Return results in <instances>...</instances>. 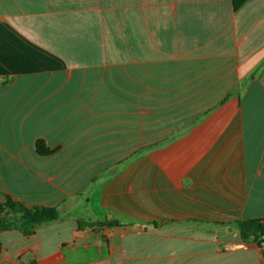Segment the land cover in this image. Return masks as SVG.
<instances>
[{"label": "crops", "instance_id": "crops-1", "mask_svg": "<svg viewBox=\"0 0 264 264\" xmlns=\"http://www.w3.org/2000/svg\"><path fill=\"white\" fill-rule=\"evenodd\" d=\"M234 1L0 0V203L61 210L0 264H264V0ZM145 97L187 122L103 179Z\"/></svg>", "mask_w": 264, "mask_h": 264}, {"label": "rangeland", "instance_id": "rangeland-1", "mask_svg": "<svg viewBox=\"0 0 264 264\" xmlns=\"http://www.w3.org/2000/svg\"><path fill=\"white\" fill-rule=\"evenodd\" d=\"M155 99H159V98H155ZM134 100H136V98H134ZM143 102H144V104H143L144 108H146L144 110L145 112H142L143 109H141L142 108L141 106L140 107L134 106L133 111H130V113H129V121H130L129 124H130V126L134 127L133 130H130V133L132 131L133 134L132 135L130 134V136H129V144L128 145L117 144V145L111 146L113 156H117L118 159L111 161L113 165L108 167L102 173L103 179H109L110 177L117 175L127 163L136 159L137 151L139 149L144 148V151L149 152L152 149H154L155 147H157V146L152 145L154 116H156L157 119L160 117H165L166 122H168V121L174 122L175 120H179V121H182V123H184V122H187L186 120H184L185 112L189 113L191 111L190 107H187L186 109L180 108V107H177V108L176 107L175 108L167 107L166 112H164V113H166V115H163V114L160 115V113L154 114V112L151 109L153 107V103H152L153 98L152 97H145ZM139 103H141V102H139ZM201 110H200V107L198 109L193 107L191 118L188 119V122H191L193 119H195L198 115V112H200ZM182 111H183L184 115H179L178 113L182 112ZM172 114H176V115H172ZM188 115H190V114H188ZM179 121H177L176 123H178ZM136 126H139L138 127L139 129H137ZM172 130H173V128L168 127V125L165 128L160 127V126H158V128H157L158 133L159 132H161V133L165 132L167 134ZM141 141H145L146 144H141L140 143ZM149 142H151V143H149ZM39 144L41 145V147L44 150L45 149L49 150V152H50L49 155H52L55 151H57V150H52V149L48 148L46 146L45 142H43V141H39L38 145ZM38 145H37V149H38ZM106 149L107 148L102 147V151H105ZM108 150L109 149H107V151ZM141 152H143V150ZM38 153H39V151H38ZM49 155H42V156H49ZM99 179H100V176H97L92 181H93V183H95V182H98ZM87 196H88L87 194L86 195L85 194H79L77 197L82 199V200L83 199L85 200L87 198ZM49 208H51V207H49ZM57 211L59 212V218H61V215H60L61 210L59 208H57ZM105 221H106V223H105ZM104 223L110 227L114 226V222L109 220L107 217L105 218Z\"/></svg>", "mask_w": 264, "mask_h": 264}, {"label": "trees", "instance_id": "trees-1", "mask_svg": "<svg viewBox=\"0 0 264 264\" xmlns=\"http://www.w3.org/2000/svg\"><path fill=\"white\" fill-rule=\"evenodd\" d=\"M245 0H235L234 6L238 8ZM40 155H49L48 149L38 145ZM59 219L57 208L28 207L8 195L5 201L0 203V233L9 230H19L26 236L32 235L38 226L54 222ZM88 224H81V227ZM242 241H256L264 246V218L236 223Z\"/></svg>", "mask_w": 264, "mask_h": 264}]
</instances>
